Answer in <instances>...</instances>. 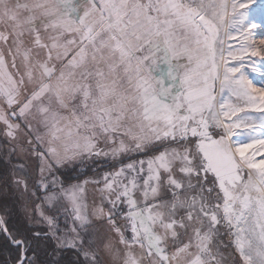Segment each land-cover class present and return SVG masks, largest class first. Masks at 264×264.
Wrapping results in <instances>:
<instances>
[{"label": "snow or ice", "instance_id": "snow-or-ice-1", "mask_svg": "<svg viewBox=\"0 0 264 264\" xmlns=\"http://www.w3.org/2000/svg\"><path fill=\"white\" fill-rule=\"evenodd\" d=\"M0 264H264V0H0Z\"/></svg>", "mask_w": 264, "mask_h": 264}, {"label": "rangeland", "instance_id": "rangeland-1", "mask_svg": "<svg viewBox=\"0 0 264 264\" xmlns=\"http://www.w3.org/2000/svg\"><path fill=\"white\" fill-rule=\"evenodd\" d=\"M260 39H261V38H260L259 36H257V42H259V41H260Z\"/></svg>", "mask_w": 264, "mask_h": 264}]
</instances>
